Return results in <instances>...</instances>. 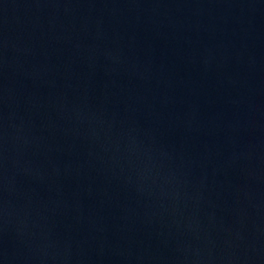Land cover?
<instances>
[{
	"label": "water",
	"instance_id": "water-1",
	"mask_svg": "<svg viewBox=\"0 0 264 264\" xmlns=\"http://www.w3.org/2000/svg\"><path fill=\"white\" fill-rule=\"evenodd\" d=\"M0 264H264V0H0Z\"/></svg>",
	"mask_w": 264,
	"mask_h": 264
}]
</instances>
